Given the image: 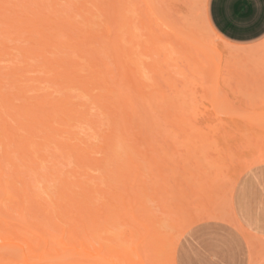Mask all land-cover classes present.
I'll use <instances>...</instances> for the list:
<instances>
[{
  "label": "rangeland",
  "instance_id": "1",
  "mask_svg": "<svg viewBox=\"0 0 264 264\" xmlns=\"http://www.w3.org/2000/svg\"><path fill=\"white\" fill-rule=\"evenodd\" d=\"M55 1L5 0L4 2L0 0V98L2 101L3 97L10 99V102L5 99V103L0 99L2 118H0V139L3 138L2 140L6 143L5 146L0 143V189H5L0 191V245L18 243L26 247L24 238L32 239L33 245H36L38 237L34 234L40 235L41 230H44L47 233L46 236L49 237L48 232L54 234L56 238L62 236V242L66 247L78 250L73 253L74 249H71V252L59 249V252H62V264H66L68 260H75L79 264L92 263L93 261L87 258L89 255L84 251L93 254L100 253L101 256L110 258L117 264H128L127 260L119 258L107 249L110 245L109 239L112 237L119 239L116 235L121 231L127 234L126 242H128H123L122 245L127 244V249L140 246L139 252L142 253L144 264H154L153 261L155 264H169V262L176 264L178 243L191 226L205 220L237 222L231 205L235 183L248 168L264 163V47L240 46L217 37L205 20L208 0ZM41 2L42 5L39 7L37 4ZM14 5L17 6L14 7ZM148 7L154 11L148 10ZM37 8L39 12L42 11L39 13L41 16L35 14ZM117 8L120 11L115 14L118 12ZM43 13L49 17L43 16ZM121 18L123 19L122 26L119 23ZM11 20H15L14 23ZM116 22L119 26H116ZM20 24L25 27H21ZM26 24L30 26L27 27ZM15 29L17 32L14 31ZM118 34L120 37L117 36ZM90 35L95 38H91ZM151 40L157 41L156 46L159 50L155 48L156 46H152ZM137 43L140 44L136 45ZM116 44H120L121 47ZM24 46H27L26 49ZM28 46L33 47L28 50L32 51L31 54L25 53L27 52L25 50L30 48ZM147 46L148 48L151 46L150 52L147 51V54L140 52L141 47L142 51ZM127 47L131 48L126 50ZM69 50H72V53ZM76 50L84 56L78 55L82 58L79 66L84 65L82 62L86 64L84 68L79 69L80 76L73 73L72 75L78 76L72 78V81L69 77L63 81L64 69L67 73L74 72L73 69H76V64L73 65L75 59H78L75 55ZM137 54L141 59L136 56ZM94 55L97 58L94 60L100 62L101 59L95 67L94 65L98 62L93 66L89 65L94 62L91 59ZM130 57L136 61L135 65ZM56 58H61V63L57 62V64H64L63 69L60 65V68L58 65L53 67V63V68L48 69L49 61H55ZM43 60H47V67ZM65 66L70 67V70ZM130 68L135 69V73L130 72ZM137 68L141 69L138 71ZM119 71L121 73H118ZM127 72L128 75H125ZM105 75L109 83L105 81L106 85H104V79L101 78ZM82 76L89 82L93 80L94 82L101 80V82H95V86L93 82L90 83L91 86L87 84L92 89H88L87 86L86 91L82 88L84 86L80 88V84L76 83L81 81L77 80V77ZM137 79H139L138 82H143L141 84L144 87L140 86L143 89L140 88L142 94L135 92L137 81L132 86ZM19 88L22 91L24 89V92L19 91L16 94ZM21 94L24 95V99L20 96ZM126 96L133 102L126 105L125 111V105H122ZM101 97L107 99L104 100V98L103 103L109 101L112 104L111 106L108 102L104 103L108 106L106 109H113V111L109 110L112 113L104 114L105 110L102 109L105 107L100 108L104 104L101 101L95 103V100ZM93 100L94 103H92ZM27 105L33 109L27 112L28 114H18L17 109L25 111L26 109L23 108H28ZM41 105L45 106L44 109L40 108ZM131 105L133 106L130 107ZM55 107L57 110L60 107L62 114L54 112ZM44 112H50L47 113L50 116L55 114L52 118L48 116L52 122L51 124L47 122V125L54 127L55 131L59 128V130L64 129L65 132H54L50 127L43 126L40 122ZM80 112H86V114ZM19 115L22 117L19 118ZM67 115L71 116L67 117ZM125 117L130 118L133 123L127 126L130 121ZM38 118L41 121L34 122ZM123 119L126 121L124 122ZM125 127H127L125 130L122 129ZM28 139L36 140V143L33 142L35 145L27 144L29 150L23 145ZM44 141H47L46 146ZM73 143L76 144L75 150L69 148ZM39 146L40 149L37 150ZM7 148L11 149L10 152ZM87 150L90 152H86ZM5 153L10 156L8 158L12 160V164L8 162V158L6 159L7 156L4 157ZM39 154H41L40 157H45L37 160L39 164L36 167L33 160L35 161ZM85 154L89 161H95L96 164L82 165L88 161L86 157H83ZM13 163L18 165L19 170L15 169L17 166L15 167ZM134 163L140 168L139 175L134 174L135 172L128 174L133 171ZM118 164L124 171L117 166ZM117 169L124 174L120 171L116 174ZM126 171L127 177L132 182L126 179ZM122 175L128 182L123 179ZM136 176L138 179H135ZM18 178L22 181L19 182ZM135 181L138 182L135 183ZM134 183L136 185H133ZM83 187L89 190L92 188L90 191L93 193L91 198L94 203L89 201L86 196L88 189ZM134 187L136 191L133 190ZM58 188L60 192L68 191L67 193L71 196L69 198L74 203H71L68 197H64L68 201L64 198H62L64 201L56 200L59 195L56 196ZM106 191H108L107 195H105ZM83 193L86 195H82ZM111 193L115 194L109 198ZM38 194L43 196L44 201L46 199L45 204L49 206L52 205L51 200L67 206L68 209L62 207L65 211L68 210L65 213L66 218L65 215L56 214V211H59L58 208L53 209L54 206H51L53 212L46 211L50 218H53L51 216H54V213L59 218L64 217L66 223L60 222L61 219H56L55 216V219H52L54 225L62 223V232L61 230L55 232L53 221L46 220V212H43V207L38 204ZM119 194L125 195L124 200L128 204V209H133L134 215L141 218L138 225V222L132 220L130 215L133 210H128L129 213L127 212L122 217L114 216L116 215L114 211L115 213L116 211L123 212L120 207L123 197ZM106 198L111 199L112 202L107 201L109 199L106 200ZM100 199L106 201L103 202ZM85 200L88 204H83ZM75 202L80 203V210L85 208L77 211L75 206L78 205ZM111 203L113 205H108ZM98 204L105 208L99 207ZM19 207L23 208L22 215L18 211ZM94 207L100 208L97 212H99L98 216L103 215L100 217V219L103 218L102 220L109 212L114 214L109 218L113 224L108 227V235L103 232L102 236L96 235L94 239H92L94 235L90 236V234L88 237L84 235L81 240L68 237L72 236V233L63 232V230L70 231L72 225L76 228L80 226L77 225L80 223H78L80 220H77L79 218L77 212H81L80 215L84 216L87 215L83 213L87 211L86 208ZM112 209L114 211H110ZM71 214H74L73 217L67 218ZM30 221L36 223L35 225L38 223L40 229L28 224ZM143 223L150 224L148 228L151 230L148 234L144 229H138V232L134 230L139 227L143 228ZM28 226L35 231L34 234L27 232ZM8 229L14 231L7 233ZM82 234L83 232L80 235ZM162 241L165 244H162ZM116 247L121 248L120 245ZM43 248L41 244L36 246L33 252H28V262L34 264L41 261L40 264H57V258L52 259L54 249H49L51 254L45 255L43 260L40 259ZM132 256L135 261L133 264H141L135 254ZM22 260L18 246L8 244L1 246L0 264H22Z\"/></svg>",
  "mask_w": 264,
  "mask_h": 264
},
{
  "label": "crops",
  "instance_id": "2",
  "mask_svg": "<svg viewBox=\"0 0 264 264\" xmlns=\"http://www.w3.org/2000/svg\"><path fill=\"white\" fill-rule=\"evenodd\" d=\"M205 20L227 42L264 47V0H208ZM231 205L237 222L191 226L178 243L176 264H264V163L239 176Z\"/></svg>",
  "mask_w": 264,
  "mask_h": 264
},
{
  "label": "bare ground",
  "instance_id": "3",
  "mask_svg": "<svg viewBox=\"0 0 264 264\" xmlns=\"http://www.w3.org/2000/svg\"><path fill=\"white\" fill-rule=\"evenodd\" d=\"M8 1H9V0H8ZM41 1H42V0H41ZM54 1H55V0H54ZM111 1H112V0H111ZM2 2H3V1H2ZM4 2H5V0H4ZM22 2H23V1H22ZM35 2H36V1H35ZM55 2H56V1H55ZM146 2H148V1H146ZM24 3H25V2H24ZM32 3H34V2H32ZM37 3H38V1H37ZM2 4H3V3H2ZM13 4H15V3H13ZM17 4H18V3H17ZM25 4H26V3H25ZM27 4H28V3H27ZM53 4H55V3L53 2ZM113 4H114V3H112V5H113ZM37 5H39V7H41L42 2L39 3V4H37ZM147 5H148V4H147ZM151 5H152V4H151ZM151 5H149V7H151ZM15 6H17V5H14V7H15ZM22 6H24V5H22ZM31 6H33V4H32ZM43 6H44V5H43ZM45 6H46V5H45ZM53 6H54V5H53ZM27 7H28V6H27ZM37 7H38V6H37ZM114 7H117V6L114 5ZM126 7H127V6H126ZM149 7H148V10L154 11V10H152V8L149 9ZM28 8H29V7H28ZM43 8H44V7H43ZM54 8H55V7H54ZM54 8H53V9H54ZM25 9H26V8H25ZM32 9H33V8H32ZM76 9H78V8H76ZM127 9H128V8H127ZM4 10H5V9H4ZM13 10H14V9H13ZM33 10H34V9H33ZM33 10H32V12H33ZM36 10H37V12H36ZM40 10H41V9H40ZM45 10H46V9H45ZM85 10H87V9H85ZM123 10H124V9H123ZM148 10H147V11H148ZM8 11H9V10H8ZM47 11H48V10H47ZM52 11H54V10H52ZM55 11H56V10H55ZM114 11L116 12V10H114ZM117 11H118V12L115 13V14H118L119 11H120V9L118 10V8H117ZM1 12H3V11L1 10ZM5 12H6V11H5ZM25 12H26V11H25ZM41 12H42V11H41ZM41 12H39L38 8L35 9V14H36V13L39 14V13H41ZM49 12H50V11H49ZM149 12H150V11H149ZM113 13H114V12H113ZM150 13H151V12H150ZM152 13H154V12H152ZM7 14H9V13H7ZM10 14H11V13H10ZM39 15L41 16V14H39ZM45 15H46V14H45ZM45 15H44V13H43V16H45ZM5 16H6V15H5ZM70 16L72 17L73 15H70ZM45 17H47V15H46ZM48 17H49V16H48ZM48 17H47V18H48ZM51 17H53V16H51ZM114 17H115V16H114ZM42 18H43V17H42ZM47 18H46V19H47ZM1 19H2V18H1ZM9 19H10V18H9ZM11 19H12V18H11ZM46 19H45V20H46ZM114 19H115V18H114ZM66 20H67V19H66ZM68 20H70V19H68ZM122 20H123L122 18L119 19V21H120L119 23H120L121 26L123 25V24H122ZM11 21L13 22V21H15V20H11ZM29 21H31V19H30ZM42 21H43V20H42ZM48 21H50V20H48ZM62 21H63V20L61 19V22H62ZM140 21H141V20H140ZM7 22H8V19H7ZM40 22H41V19H40ZM44 22H45V21H44ZM53 22H54V21H53ZM59 22H60V21H59ZM59 22H58V23H59ZM71 22L74 24V22H73L72 20H71ZM90 22H92V20H91ZM123 22H125V21H123ZM13 23H14V22H13ZM55 23H56V22H55ZM64 23H65V22H64ZM86 23H89V22H86ZM86 23H85V24H86ZM127 23H128V22H127ZM139 23L141 24L142 22H139ZM27 24H29V23H27ZM27 24H26V25H27ZM53 24H54V23H53ZM128 24H129V23H128ZM16 25H17V24H16ZM16 25H13V26H16ZM21 25H22V24H20V26H21ZM31 25H32V24H31ZM54 25H55V24H54ZM89 25H90V24H89ZM142 25H143V24H142ZM23 26H24V25H23ZM23 26H21V27H23ZM28 26H30V25H27V27H28ZM58 26H59V25H58ZM60 26H61V25H60ZM63 26H65V24H64ZM116 26H119L118 22H116ZM125 26H126V25H125ZM24 27H25V26H24ZM36 27L38 28V26H36ZM69 27H70V26H69ZM129 27H130V26H129ZM141 27H142V26H141ZM19 28H20V27H19ZM29 28H30V27H29ZM56 28H57V26H56ZM4 29H5V28H4ZM57 29H58V28H57ZM108 29H111V28H108ZM19 30H20V29H19ZM68 30H70V28H68ZM128 30H129V29H128ZM128 30H127V31H128ZM4 31H5V30H4ZM14 31H16V29H15ZM23 31L25 32V30H23ZM27 31H28V30H27ZM60 31H61V30H60ZM65 31H66V30H65ZM108 31H111V30H108ZM16 32H17V31H16ZM61 32H63V31H61ZM72 32H73V31H72ZM129 32H130V30H129ZM107 33H108V32H107ZM19 34H20V33H19ZM69 34H71V33H69ZM112 34H113V33H112ZM130 34H131V36H132V33H130ZM54 35H55V34H54ZM56 35H57V34H56ZM71 35H72V34H71ZM107 35H108V34H107ZM90 36H91V35H90ZM109 36H110V35H109ZM117 36L120 37L119 34H118ZM117 36H116V39H118ZM129 36H130V35H129ZM150 36H151V35H150ZM54 38H55V37H54ZM70 38H73V37H70ZM91 38H95V36H91ZM129 38H130V37H129ZM112 39H113V38H112ZM23 40H24V39H23ZM25 40H26V39H25ZM114 40H115V39H114ZM127 40H128V39H127ZM157 40H158V38H157ZM47 41H48V40H47ZM92 41H93V40H92ZM129 41H130V40H129ZM135 41H137V40H135ZM151 41H152V46L155 47L157 41H156V40H151ZM151 41H150V42H151ZM133 42H134V41H133ZM2 43H3V42H2ZM118 43H119V42H118ZM138 44H140V43H137L136 45H138ZM190 44H191V43H190ZM3 45H4V44H3ZM68 45H69V44H68ZM116 45L119 46V47H121L120 44H119V45L116 44ZM123 45H124V44H123ZM134 45H135V44H134ZM142 45H143V44H141V46H142ZM20 46H21V45H20ZM76 46H77V45H76ZM132 46H133V45H132ZM144 46H145V45H144ZM24 47H25V46H24ZM26 47H27V46H26ZM26 47H25V49H26ZM28 47H30V46H28ZM149 47L151 48V46H149ZM154 47H153V50H154L155 48H157V49L159 50V47H158V46H156L155 48H154ZM31 48H33V47H30V48H28L27 50H25V49L23 48V51H24V50L27 51V52H25V53H28V52H29V53H30V52L32 53V51H28V50H30ZM78 48H80V46H79ZM112 48H113V47H112ZM127 48H128V47H127ZM129 48H131V47H129ZM129 48L126 49V50H129ZM144 48H146V49L141 51V49H142V47H141V48H140V52H143V54H145V53L147 54V51L150 52V48H148V46H147V47H144ZM35 49H36V48H35ZM37 49H39V48H37ZM43 49H44V48H43ZM73 49H74V48H73ZM105 49H106V48H105ZM114 49H115V48H114ZM132 49H133V48H132ZM132 49H131V50H132ZM4 50H5V49H4ZM77 50H79V49H77ZM77 50H76V53H77V54H75V55H77V56H78V55L82 56V54H79V53H78L80 50H79L78 52H77ZM89 50H90V49H89ZM23 51H22V52H23ZM69 51H71V53H72V50H69ZM120 51H121V50H120ZM133 51H134V50H133ZM4 52H5V51H4ZM41 52H42V50H41ZM112 52H113V51H112ZM123 52H124V51H122V53H123ZM134 52H135V51H134ZM151 52H152V51H151ZM154 52H156V51L154 50ZM158 52H159V51H158ZM158 52H157V53H158ZM31 53H30V54H31ZM33 53H34V52H33ZM60 53H61V52H60ZM125 53H126V52H125ZM136 53H137V52H136ZM35 54L38 55L36 52H35ZM39 54L42 55L41 53H39ZM83 54H84V53H83ZM126 54H127V53H126ZM128 54H129V51H128ZM130 54L132 55V53H130ZM143 54H142V55H143ZM153 54H154V53H153ZM118 55H119V54H118ZM118 55H117V56H118ZM121 55H123V54H121ZM121 55H120V56H121ZM149 55H151V54H149ZM24 56H25V55H24ZM42 56H43V57H46L45 55H42ZM59 56H60V55H59ZM90 56H92V55H90ZM97 56H98V55H97ZM123 56H124V55H123ZM136 56H138V54H137ZM34 57H35V55H34ZM82 57H84V56H82ZM113 57H114V56H113ZM138 57H139V56H138ZM150 57H151V56H150ZM72 58H73V56L71 57V59H72ZM89 58H90V57H89ZM94 58H95V55H94V57L91 58L92 61H94V62L91 63V64L89 63L90 66H93L96 62H98V61H96L97 58H95L96 60H94ZM128 58H129V56H128ZM128 58H127V60L129 61ZM135 58H136V57H135ZM139 58H140V57H139ZM36 59H37V57H36ZM43 59H44V58H43ZM45 59H46V58H45ZM57 59H59V58H56L55 61H56ZM76 59H77V58H76ZM76 59H75V61H74V63H73V65L76 64V65H75V66H76V69H73L74 72L71 71V73H70V72L67 73L65 69L63 70V72L65 71V72H64V73H65L64 75L66 76V78H65V76H64V78L62 77V78H63V81H64V79H67V77H69V79H71V81H72V78L74 79L75 76H78V75H79V74H78L79 69H82V67L86 64V63L82 62V64H84V65L79 66V64H81V60H80V59H82V58L78 56V59H77V60H76ZM91 59H90V61H91ZM117 59H118V58H117ZM121 59H122V57H121ZM121 59H120V60H121ZM130 59H131V57H130ZM140 59H141V58H140ZM50 60H51V59H50ZM60 60H61V58H60L58 61H56V62H55L54 60H51L52 62L49 61V64H48L49 66L47 65V63H48L47 60H46V61L43 60V62H44V61L46 62V63L44 62V64H46V67L48 66V69H49L50 67H52V63H53V67H54V65H58L57 62L59 63ZM85 60H87V59H85ZM124 60H125V59H124ZM53 61H54V62H53ZM61 61H62V60H61ZM77 61H78V62H77ZM79 61H80V63H79ZM131 61H133V60L131 59ZM131 61H129V62H131ZM100 62H101V59H100ZM100 62L96 63V64L94 65V67H95L97 64H99ZM120 62H121V61H120ZM120 62H119V63H120ZM133 62H135V63H133V65H135V64H136V61H133ZM50 63H51V65H50ZM60 63H61V62H60ZM66 63H67V62H66ZM66 63H65V64H66ZM70 63H71V62H70ZM131 63H132V62H131ZM67 64H69V63H67ZM67 64H66V65H67ZM140 64H141V63H140ZM38 65H39V64H38ZM59 65H60V64H59ZM59 65H58V67L60 68V66H61V68H62V65H64V64H62V65H60V66H59ZM87 65H88V64H87ZM89 65H88V66H89ZM104 65H105V64H104ZM123 65H124V64H123ZM75 66H74V67H75ZM90 66H89V67H90ZM98 66H99V65H98ZM117 66H119V65L117 64ZM129 66H130V65H129ZM129 66H128V67H129ZM155 66H156V65H155ZM53 67H52V68H53ZM89 67H88V68H89ZM119 67H120V66H119ZM145 67H146V66H145ZM152 67H153V66L151 65V68H152ZM65 68H68V66H67V67L65 66ZM69 68H70V67H69ZM69 68H68V69H69ZM83 68H84V67H83ZM122 68H124V67L122 66ZM125 68H126V65H125ZM125 68H124V69H125ZM149 68H150V67H149ZM26 69H27V68H26ZM62 69H63V68H62ZM85 69H87V68H85ZM85 69H84V70H85ZM94 69H95V68H94ZM137 69H138V71H139L141 68H137ZM147 69H148V68H147ZM153 69H154V68H153ZM12 70H13V68H12ZM14 70H15V69H14ZM69 70H70V69H69ZM92 70H93V69H92ZM92 70H91V71H92ZM95 70H96V69H95ZM97 70L101 72L100 69H97ZM118 70H120V69L118 68ZM127 70H128V69H127ZM129 70H130V72L132 71L133 73H135V71H134L135 69L130 68ZM129 70H128V72H129ZM148 70H149V69H148ZM8 71H9V70H8ZM46 71H47V70H46ZM102 71H103V70H102ZM151 71H152V69H151ZM22 72H23V71H22ZM55 72H56V71H55ZM63 72H62V74H63ZM124 72H125V71H124ZM128 72H127V74L125 73V75H128ZM19 73H20V72H19ZM23 73H24V72H23ZM23 73H22V74H23ZM60 73H61V72H60ZM73 73H74V74L76 73V74H78V75H72ZM92 73H93V72H92ZM96 73H97V72H96ZM118 73H121V72L119 71ZM15 74H16V73H15ZM88 74H89V73H88ZM97 74H102V73H97ZM104 74H105V73H104ZM139 74H140V73H139ZM67 75H69V76H67ZM118 75H119V74H118ZM19 76H20V75H19ZM79 76H80V75H79ZM84 76H85V75H84ZM94 76H99V75H94ZM131 76H132V75H131ZM45 77H46V76H45ZM106 77H107L106 75H105V77H103V76L101 77V78L104 79V85H106V84H105V81H106L105 78H106ZM127 77H128V76H127ZM16 78H17V77H16ZM19 78H20V77H19ZM86 78H87V77H86ZM93 78H94V77H93ZM96 78L98 79V77H96ZM96 78H95V79H96ZM119 78H120V77H119ZM69 79H68V81H69ZM78 79L81 80V81L76 82V83L80 84V88H81L82 86H84V87H82L83 90H85V89H86L85 87H87L88 85H90L91 82H93L92 84H94L95 82H99V81L101 82V80H99V79H98L99 81L96 80V81L94 82V80H93V81L89 82V81H87L88 79L84 80L85 78H84L83 76H82V77H77V80H78ZM129 79H131V77H130ZM129 79H128V81H129ZM42 80H43V79H42ZM49 80H50V79H49ZM49 80H48V81H49ZM37 81H38V80H37ZM136 81H137L138 84H137V86H136V87H137V90H135V92H138V93L140 94V93H141V92H140V88H141V87H144V86H142L143 82H138L139 79H137V80L134 81L135 83H133L132 86H134V84H136ZM41 82H42V81H41ZM44 82H45V81H44ZM53 82H54V81H53ZM80 82H81L82 84H81ZM102 82H103V81H102ZM106 82H107V81H106ZM125 82L127 83V81H125ZM42 83H43V82H42ZM46 83H47V82H46ZM55 83H56V82H55ZM107 83H108V82H107ZM130 83H132V82H130ZM141 83H142V84H141ZM87 84H88V85H87ZM108 84H109V83H108ZM127 84H128V83H127ZM11 85H12V83H11ZM49 85H50V84H49ZM98 85H99V84H98ZM90 86H91V85H90ZM94 86H95V84H94ZM140 86H141V87H140ZM145 86H148V85L145 84ZM109 87H110V85H109ZM136 87H133V88L136 89ZM22 88H23V87H22ZM28 88H29V87H28ZM28 88H27V89H28ZM87 88H88V89H92V88H89V86H88ZM93 88H94V87H93ZM107 88H108V87H107ZM19 89H20V88H19ZM19 89H18V91H16V94H18L17 92L22 91V89H20V90H19ZM109 89H110V88H109ZM141 89H142V88H141ZM28 90H29V89H28ZM130 90L132 91V89H130ZM142 90H143V89H142ZM0 91H1V89H0ZM86 91H87V89H86ZM109 91H112V90H109ZM109 91H108V92H109ZM23 92H24V89H23L22 93H23ZM84 92H85V91H84ZM20 93H21V92H20ZM106 93H107V92H106ZM9 94H10V93H9ZM141 94H142V93H141ZM11 95H12V94H11ZM11 95H10V96H11ZM7 96H8V95H7ZM14 96H15V95H14ZM14 96H13V97H14ZM20 96L23 97L24 95L21 94ZM129 96H130V95H129ZM0 97H1V96H0ZM119 97H121V95H120ZM126 97H127V96H126ZM18 98H19V95H18ZM26 98H27V97H26ZM104 98H105V97H104ZM104 98H103V97L98 98L97 100H95V101H96L95 103H100V101H101V103H103L102 100H103ZM123 98H125V97H123ZM128 98H129V97H127L126 99L123 100L124 103H123L122 106L125 105V106H124V110H125L126 105H130L131 102H133V101H130V100H129L130 98H129V99H128ZM0 99H1V98H0ZM5 99H6L7 101L10 100V99H8V97H7V98L3 97V101H2V99H1V101L5 103V102H6ZM13 99H14V98H13ZM21 99H22V98H21ZM23 99H24V97H23ZM27 99H28V98H27ZM99 99H100V100H99ZM121 99H122V98H121ZM104 100H107V99L105 98ZM41 101H42V100H41ZM9 102H10V101H9ZM106 102H108L109 105L111 104V103H109V101H104V103H106ZM40 103H41V102H40ZM92 103H94V100L92 101ZM104 103H103V104H104ZM10 104H11V103H9V105H10ZM28 104H29V103H28ZM38 104H39V103H38ZM118 104H119V103H118ZM2 105H3V104H2ZM9 105H8V106H9ZM30 105H31V104H30ZM33 105H34V104H33ZM45 105H46V104H45ZM133 105H134V103H133ZM133 105H131L130 107H132ZM8 106H7V107H8ZM27 106H28V105H27ZM37 106H38V105H37ZM37 106H36V107H37ZM39 106H40V105H39ZM54 106H55V105H54ZM54 106H53V107H54ZM98 106L100 107L101 105L99 104ZM111 106H112V104H111ZM111 106H110V107H111ZM0 107H1V106H0ZM3 107H4V108H7L6 106H3ZM33 107H34V106H33ZM43 107H45V106L41 105L40 108H43ZM102 107H103V108L105 107V108L102 109ZM106 107L108 108L107 104H106V105L104 104V106H101V107H100L103 111L105 110L104 114H105V113H106V114H110V113H112L111 111H113V109L110 108L111 111L109 112L110 109H106ZM120 107H121V106H120ZM9 108H10V106H9ZM14 108H15V107H14ZM16 108H17V107H16ZM59 108H60V107H59ZM59 108H58V110H57V107H55V108H54V112H56L57 114H58V113H59V114H62L61 108H60V109H59ZM18 109H19V108H18ZM18 109H17V112H18V114L21 115V113H22V114H28L27 112H30V110H32L33 108H31V107H29V106H28V108L24 107L23 109H26L27 111H26V110L24 111V110H22V109H21V110H20V109L18 110ZM36 109H37V108H36ZM43 109H44V108H43ZM121 109H122V108H121ZM28 110H29V111H28ZM62 110H63V109H62ZM114 110H115V109H114ZM2 111H3V110H2ZM4 111H5V110H4ZM21 111H22V112H21ZM23 111H24V113H23ZM34 111H35V107H34ZM47 111H48V110H47ZM60 111H61V112H60ZM125 111H126V110H125ZM125 111H124V112H125ZM127 111H129V110L127 109ZM132 111H133V110H132ZM7 112H8V111H7ZM50 112H52V111H50ZM50 112H44V113L42 114V115H43V118H44V120H45L46 122L43 120V118H42V121L40 120V118H38V119H35L34 122H36V120H40L41 122H40V121H39V122L42 123L43 126L46 125V126L50 127L51 129H53L54 132H58V131H59L58 133H63L62 131H64V129H63V130H59V128H58V130L55 131V128H54V127L52 128V126L47 125V122H50V124H51V122H52L51 119H49V117H48V116H50V115H48ZM114 112H115V111H114ZM120 112H121V111H120ZM8 113H9V112H8ZM35 113H36V112H35ZM47 113H48V114H47ZM80 113H81V114L83 113L84 115L86 114V112H85V113H84V112H80ZM122 113H123V112H122ZM29 114H30V113H29ZM45 114H46L47 116H46ZM125 114H127V113H125ZM20 115H19V118L22 117V116L20 117ZM35 115L37 116V114H35ZM52 115H55V114H52ZM52 115L50 116L51 118H52ZM73 115H74V114H73ZM33 116H34V115H33ZM44 116H46V117H44ZM68 116H71V115H67V117H68ZM38 117H39V116H38ZM40 117H41V115H40ZM47 117H48V119H47ZM53 117H55V116H53ZM0 118H1V116H0ZM12 118H13V117H12ZM45 118H46V119H45ZM1 119H2V118H1ZM26 119H27V117H26ZM32 119H34V118H32ZM125 119H129V121H130V124H127V126H128V125H131V124L133 123V122L131 121L130 118H126V117H125ZM18 120H19V119H18ZM53 120H55V119H53ZM58 120H60V119H58ZM61 120H63V118H61ZM61 120H60V121H61ZM123 120H124V119H123ZM125 121H126V120H124V122H125ZM129 121H128V122H129ZM25 122H26V121H25ZM30 122H32V120H30ZM2 123H3V122H2ZM57 123H58V121H57ZM17 124H19V123H17ZM25 124H26V123H25ZM25 124H24V125H25ZM34 125H35V124H34ZM20 126H21V125H20ZM20 126H19V128H20ZM40 126H41V125H40ZM124 126H126V125L124 124ZM12 127H13V126H12ZM17 127H18V126H17ZM36 128H37V126H36ZM44 128H46V127H44ZM126 128H127V127L122 128V129L125 130ZM128 128H129V127H128ZM24 129H25V128H24ZM31 129H32V128H31ZM33 130H34V128H33ZM48 130H49V129H48ZM15 131H16V130H15ZM43 131H44V130H43ZM12 132H13V131H12ZM40 132H41V131H40ZM64 132H65V131H64ZM58 133H57V134H58ZM9 134H11V133H9ZM125 134H126V133H125ZM139 134H140V133H139ZM12 135H13V134H12ZM35 135H36V134H35ZM126 135H127V134H126ZM39 136H40V135H39ZM9 137H10V136H9ZM33 137L35 138V136H33ZM37 137H38V136H37ZM106 137H107V136H106ZM5 138H6V137H5ZM13 138H14V136H13ZM72 138H73V137H72ZM139 138H140V137H139ZM139 138H138V139H139ZM2 139H3V138H2ZM2 139H0V143H1V145L3 144L2 146H5L6 143H4V140H2ZM10 139H11V137H10ZM10 139H9V141H10ZM30 139H31V138H30ZM30 139H28V140L23 144L24 146H26V148L29 147V146H28L29 144H30V145H33V144H34L33 142L36 143V140L32 139V140H34V141H32V140H30ZM125 139H126V138H125ZM143 139H144V138H143ZM5 140H6V139H5ZM13 140L15 141V139H13ZM144 140H146V139H144ZM20 141H21V140H20ZM46 142H47V141H46ZM46 142L44 141V143H46ZM49 142H50V141H49ZM49 142H48V143H49ZM22 143H23V142H22ZM42 143H43V142H42ZM27 144H28V145H27ZM23 145H22V146H23ZM34 145H35V144H34ZM36 145L38 146V144H36ZM43 145H44V144H43ZM46 145H47V143L45 144V146H46ZM56 145H57V144H56ZM59 145H60V144H59ZM69 145H70V144H69ZM73 145H74V146H73ZM75 145H76V144L73 143V144L70 145L69 148L72 149V150H75V147H76ZM40 146H41V145H40ZM40 146H39V148H37V150L40 149ZM71 146H72V147H71ZM8 147H9V145H8ZM41 147H43V146H41ZM60 147H61V146H60ZM5 148H6V147H5ZM77 148H78V147H77ZM101 148H103V150H104V147L101 146ZM101 148H100V149H101ZM108 148H112V147H108ZM7 149H9V148H7ZM61 149H62V148H61ZM113 149H114V148H113ZM10 150H11V149H9L8 152H10ZM28 150H29V148H28ZM37 150H36V151H37ZM4 152H5V150L3 151V153H4ZM8 152H7V153H8ZM86 152H90V151L87 150ZM138 152H139V151H138ZM7 153L3 154L4 157L7 156ZM20 153H21V152H20ZM78 155H79V154H78ZM35 156H36V155H35ZM40 156H41V154H39V156H36L37 159L35 158V159H36L35 161L33 160V162L36 164V167H38V164H39V163L37 162V160H38V159L40 160L41 158L43 159V158L45 157V156H43V157H40ZM8 157L10 158V156H7L6 159H7ZM38 157H39V158H38ZM79 157H80V156H79ZM83 157H86V154H85ZM0 158H1V157H0ZM9 158H8V159H9ZM19 158H20V157H19ZM30 158H31V156H30ZM80 158H82V157H80ZM8 159H7V160H8ZM20 159H21V158H20ZM88 159H89V158L86 157V160H88ZM130 160H131V159H130ZM130 160H129V161H130ZM133 160H134V159H133ZM133 160H132V161H133ZM3 161H4V160H3ZM5 161H6V160H5ZM8 162H9L10 164H12V160L9 159ZM13 162H14V161H13ZM18 162H19V161H18ZM22 162H23V161H22ZM86 162H88V163H86ZM86 162H84V164H82V165H89V164H90V165H93V164H96L95 161L93 162V161H89V160H88V161H86ZM89 162H92V163H89ZM152 162H153V161H152ZM136 163H137V162H136ZM128 164H129V163H128ZM131 164H133V163H131ZM134 164H135V163H134ZM137 164H138V163H137ZM13 165H14V166L16 165V166L18 167L17 164H14V163H13ZM13 165H12V166H13ZM22 165H27V164H22ZM22 165H21V166H22ZM129 165H130V164H129ZM129 165H128V166H129ZM9 166H10V165H9ZM16 166H15V167H16ZM29 166H30V165H29ZM117 166H119V167L121 168V165L118 164ZM134 166H135V167H134ZM159 166H160V165H159ZM17 167H16L15 169H18V170H19V167H18V168H17ZM83 167H84V166H83ZM133 167H134V168H133ZM23 169H24V168H23ZM31 169H32V168H31ZM122 169H123V168H121V170H122ZM126 169H127V167H126ZM139 169H140V168L135 164V165L132 166V170H133V171L129 172L128 174H132V173L135 172L134 174L139 175V174H140V173H139V172H140ZM155 169H156V168H155ZM18 170H16V172H18ZM121 170L117 169V170H115V173L117 174V172H118V171L121 172ZM161 170H162V169H161ZM11 171H12V170H11ZM122 171H124V169H123ZM19 172H20V171H19ZM121 173H123V172H121ZM36 174H37V173H36ZM119 174H120V173H118V176L121 177V175H119ZM123 174H124V173H123ZM125 174H126V175H125L126 179H129V178L127 177V176H128L127 171H126ZM13 175H14V174H13ZM8 177H9V176H8ZM112 177H113V176H112ZM114 177H115V176H114ZM122 177H123V179L125 178L124 175H122ZM137 177H138V176H136L135 179H138ZM22 178H23V177H22ZM20 179H21V178H18V181H19V182L22 181V180H20ZM124 180H125V179H124ZM129 180L132 182L131 179H129ZM54 181H55V179H54ZM125 181H126V180H125ZM0 182H1V181H0ZM24 182H25V181H24ZM60 182H61V181H60ZM62 182H63V181H62ZM126 182H128V181H126ZM136 182H138V181H135V183H136ZM22 183H23V182H22ZM64 183H65V180H64ZM135 183H134L133 185H136ZM138 184H139V183H138ZM140 184H142V183H140ZM3 185H4V184H3ZM5 185H6V184H5ZM142 185H143V184H142ZM0 186H1V184H0ZM21 186H22V185H21ZM29 186H30V185H29ZM55 186H56V184H55ZM57 186H58V184H57ZM59 186H60V185H59ZM107 186H110V185L107 184ZM127 186H128V185H127ZM130 187H133V186H130ZM140 187H142V186H140ZM1 188H3V187H1ZM28 188H29V187H28ZM60 188H61V187H60ZM83 188L88 189L87 187H83ZM91 189H92V188H91ZM91 189H90V190H91ZM139 189H140V188H139ZM1 190H5V189L3 188V189H0V191H1ZM12 190H13V189H12ZM24 190H25V189H24ZM24 190H23V191H24ZM64 190H65V189H64ZM90 190L88 189V190H87L88 192L86 191V192H87V195L84 194V193H86V192L82 191V192H84L82 195H86L87 198L89 199V201L91 200V202H93V201H92V198H91V195H92L93 193H92ZM105 190H107V189H105ZM133 190H135V187L133 188ZM143 190H144V189H142V191H143ZM33 191H34V190H33ZM57 191H58L57 194H56V193H55V194H56V196H57L58 194H59V195L57 196L58 199H56V200L62 199V198H64V197H68V200L71 198L70 194L67 193L68 191L66 192V190H65V191H62V190H61L62 192H60L59 188H58ZM93 191H94V190H93ZM96 191H98V190H96ZM96 191H94V192H96ZM129 191H130V190H129ZM135 191H136V190H135ZM135 191H133V193H135ZM3 192H7V191H3ZM13 192H14V191H13ZM37 192H38V191H37ZM110 192H113V191L110 190ZM88 193H90V194H88ZM107 193H108V191H106V194H105V195H107ZM2 194H3V193H2ZM28 194H29V193H28ZM113 194H115V193H111L109 198H112ZM0 195H1V193H0ZM26 195H27V194H26ZM31 195H32V194H31ZM38 195H39V197H41L42 201H41V199L39 200ZM38 195H36V196L38 197L37 200L39 201L38 204H39L41 207H43V208H42V209H43V210H42L43 212H46V211H47V212H50V211H52V208H53V207H51V206H54V207H55V208H53V209L58 208V211H59V212L56 211V214L59 213V214H58L59 216H60V215H61V216H62V215H65V213L68 212V210L65 211L64 209H62V207H66V209H68L67 206H65V204H62V203L59 204V203H56L57 201H56V202H53V201L51 200L52 205L50 204L51 206H49V204H45L46 199H45V201H44V200H43V196H40V194H38ZM82 195H81V196H82ZM89 195H90V196H89ZM119 195L123 197L122 202H121V204H120V207H122V208H121V209H122L121 211H123V212L116 211V213H115L114 209H112V210H110V211H114L113 213L116 214V215H114L112 212H109L108 215H105L106 217H104V220H102L103 218L100 219V217H102L103 215H101V216L99 215V216H98V213H99V212H97V211L100 209L99 207H101V208H102V207L105 208V206H100V205L98 204L99 207H98V208L94 207V208H92L93 210H92L91 208H86L87 211H86V212H83V213H84V214H87L88 216H87V215H84L83 213H82V214H83L84 216H81V215H80L81 212H77V211H82L83 208H85V207L81 208L82 210H80V208H79V204H80V203L75 202V203H77V205H78V206H75V205H74L75 207H77V211H76L77 213H76V214L78 215V213H79V216H77V217H79V218H77V220H80V221H78V223H79V222H80V223L77 224V225H80V226H77L78 230H76L77 228L74 227L73 225H72V227L69 226V227L71 228V229L69 228L70 231L63 230V232H64V231H65V232H68L67 234H69V233L71 234V233H72V234H71L72 236H68V237H74L75 239H81V240L83 239V236H84V235L87 236V237H88V235H90V234H91L90 236L94 235L92 239H94L95 237H97L96 235H100V236H102L101 234H103V232H105V234L108 235V232H107V231H109V228H108V227H109V225H112V224H113V223L111 222V220H109V218H110L112 215L122 217V216H124L125 214H127V212L129 213V211L133 210V209H131V210L128 209V208H129V207H128V204L126 203V200H124V198H125L124 196H125V195H124V194H119ZM56 196H55V197H56ZM120 196H119V197H120ZM126 196H127V195H126ZM135 196H136V195H135ZM6 197H8V196H6ZM9 197H10V196H9ZM28 197H29V196H28ZM32 197H33V196H32ZM34 197H35V196H34ZM59 197H60V198H59ZM69 197H70V198H69ZM83 197H84V196H83ZM83 197H82V198H83ZM142 197H143V196H142ZM84 198H85V197H84ZM90 198H91V199H90ZM109 198H106V200L109 199ZM136 198H139V197L136 196ZM136 198H135V200H136ZM5 199H6V198H5ZM48 199H49V198H48ZM50 199H51V198H50ZM64 199L67 200V198H64ZM88 199H87V200H88ZM103 199H104V198H103ZM0 200H1V199H0ZM32 200H33V199H32ZM54 200H55V199H54ZM62 200H63V199H62ZM68 200H67V201H68ZM100 200H101V199H100ZM106 200H105V201H106ZM110 200H111V199H109V200H107V201H110ZM11 201H12V200H11ZM17 201H18V200H17ZM30 201H31V200H30ZM34 201H35V200H34ZM63 201H64V200H63ZM63 201H62V202H63ZM70 201H71V199H70ZM101 201H103V200H101ZM105 201H103V202H105ZM139 201H140V200H139ZM31 202H32V201H31ZM65 202H66V201H65ZM65 202H64V203H65ZM79 202H80V201H79ZM103 202H101V203H103ZM110 202H112V201H110ZM110 202H108V203H110ZM42 203H44V204H42ZM53 203H54L55 205H54ZM71 203H74V202L71 201ZM81 203H82V201H81ZM85 203H87L86 200H85V202H84L83 204H85ZM93 203H94V202H93ZM106 203H107V202H106ZM20 204H21V202H20ZM87 204H88V203H87ZM22 205H23V204H22ZM42 205H43V206H42ZM44 205H45V206H44ZM47 205H48V206H47ZM66 205H67V204H66ZM69 205H70V204H69ZM69 205H68V206H69ZM108 205L111 206V205H113V204L111 203V204H108ZM0 206H1V205H0ZM46 206H47L48 208H46ZM81 206H83V205H81ZM96 206H97V205H96ZM44 207H45V208H44ZM107 207H108V209H110L109 206H107ZM19 208H20V207H19ZM95 208H96V209H95ZM111 208H112V207H111ZM15 209H16V208H15ZM28 209H29V208H28ZM47 209H50V210H47ZM94 209H95V211H94ZM22 210H23L22 207L18 210L19 213H20V215H22V213H21ZM25 210H26V209H25ZM63 210H64L65 212H64ZM69 210H71V209H69ZM75 210H76V208H75ZM88 210H89V212H88ZM101 210H102V209H101ZM103 210H104V209H103ZM103 210H102V211H103ZM115 210H116V209H115ZM128 210H129V211H128ZM27 211H29V210H27ZM30 211H31V210H30ZM104 211H105V210H104ZM3 212H4V210H3ZM43 212H42V213H43ZM47 212L45 213L46 215H47ZM52 212H53V211H52ZM72 212H73V211H72ZM87 212H88V213H87ZM134 212H135L134 210L131 211L130 215H131L132 218H133L132 220L138 222V223H137V225H138V224L141 222V221H140L141 218H140V219L137 218V217L134 215ZM6 213H7V212H6ZM104 213H105V212H104ZM76 214H75V216H76ZM101 214H102V212H101ZM105 214H106V213H105ZM135 214H136V213H135ZM9 215L11 216V214H9ZM46 215H45V216H46ZM58 215H55V213H54V216H55L56 219L59 218ZM67 215H68V214H67ZM73 215H74V214H71V216H70V217L68 216L67 218H71V217H73ZM54 216H51V217L54 218ZM80 216H81V217H80ZM137 216H138V215H137ZM25 217H26V216H24V218H25ZM64 217L66 218V215H65ZM64 217L59 218V219H61L60 222H65V223L67 222L66 220L64 221ZM97 217H98V219H97ZM11 218H12V217H11ZM53 218L48 217V215L46 216V220L49 219L50 222L53 221V220L55 219V218H54V219H53ZM62 218H63V219H62ZM83 218H85V219H83ZM34 219H35V218H34ZM44 219H45V218H44ZM52 219H53V220H52ZM75 219H76V218H75ZM81 219H82V220H81ZM99 219H100V221H99ZM26 220H27V219H26ZM26 220H25V221H26ZM49 220H48V221H49ZM62 220H63V221H62ZM4 221H5V220H4ZM6 221H7V220H6ZM58 221H59V220H58ZM103 221H104V222H103ZM27 222H28V221H27ZM27 222H26V224H27ZM30 222H32V221H30ZM30 222L28 223V224H30V225L32 224V225L34 226V225L36 224V223H34V222H32V223H30ZM60 222L57 223L58 225H57V224L54 225V221H53L52 224L55 226V227L53 226V229H54L55 232H56V230H61V232H62V226H61L62 223H60ZM4 223H5V222H4ZM28 224H27V225H28ZM39 224H40V223H39ZM45 224H46V222H45ZM59 224H60V225H59ZM30 225H29V226H30ZM32 225H31V226H32ZM40 225H41V224H40ZM47 225H48V224H47ZM114 225H115V224H114ZM148 225H150V224H144V223H143V224H142V227H143V228L139 227V228L134 229V230H136V231L138 232V229H144V230H145V233L148 234V233L150 232V230H151L150 228H148V227H150V226H148ZM29 226H28V227H29ZM31 226H30V227H31ZM33 226H32V227H33ZM43 226H44V225H43ZM134 226H136V225H134ZM30 227L27 228V232H28V233H32V234H34L33 232H35V231H32L33 229L30 228ZM34 227L39 228V227H38V223H37V225H35ZM73 227H74V228H73ZM80 227H81L80 230L83 232L82 235H80L82 232H79V231H80V230H79ZM137 227H138V226H137ZM43 228H45V227H43ZM55 228H56V229H55ZM25 229H26V228H25ZM39 229H40V228H39ZM39 229H38V230H39ZM47 229H49V228H47ZM50 229H51V228H50ZM13 231H14V230H9V229L6 230L7 233H12ZM52 231H53V230H52ZM44 232H45V233H44ZM101 232H102V233H101ZM41 233H42V234H40V235H38V234H34V236L38 237V238H37V241L35 242L36 245H33V243H32L33 240H32V239L28 240L27 238H24V242H25V244H26V247H24L23 245L18 244V243H3L2 245H4V244H8L9 246H10V245H16V246H18V247H19V250H20V252H21V255H22V257H23L22 264H30V263L28 262V252H29V253L33 252L34 249H35V247H36V246H39V245H41V244H43L44 248H43V253L40 254V256H39L40 259L43 260V258H44L45 255H48V254L50 255V254H51V253L49 252V249H54V250H55V253L53 254L54 256H53L52 259L57 258V261H56L57 264H62V252H59V249H64V250L67 251V252H68V251L71 252V251H72L71 249H74L75 252H73V253L78 252V250H77L76 248H69V247H66V245L63 244V242H62V236H61L60 238H56L54 234L48 232V235H49V237H48V236H46L47 233H46V231H44V230H41ZM118 233H119V234H117L116 236H119V239H120V240H119L118 238H114V237H112V239H109V240H110V245L108 246L107 249L110 250V251H112V252H114V254H115L116 256H118L119 258H122V259H124V260H127V261H128V264H133V263L135 262V261H134V258H133V256H132L133 254H135V255L138 257V260H139V262H140L141 264H144V260H143L142 257H141V254H142V253L139 252V251H140V250H139V247H140V246H136L135 248L127 249V244H123V245H122L123 242H126V241H127V239H126V237H127L126 235H127V234H126V233H125V234H124V233H121V231L118 232ZM135 233H136V232H135ZM159 233H160V232H159ZM131 234H132V233H131ZM156 234H158V233H156ZM133 235H134V234H133ZM133 235H132V236H133ZM159 235H160V234H159ZM87 237H86V239H87ZM108 238H109V237H108ZM159 238H160V237H159ZM88 239H89V238H88ZM114 240H115V242H116L117 244H116V243L114 244ZM116 240H118L119 242L116 241ZM159 240L161 241V239H159ZM126 243H128V242H126ZM81 244H82V243H81ZM162 244H165V243H163V241H162ZM2 245H0V248H1ZM119 245L121 246V248H117V247H116V246H119ZM56 246H57V247H56ZM157 246H158V245H157ZM154 248H155V247H154ZM158 249H159V248H158ZM81 251H82V253H83V250H81ZM64 253H65V252H64ZM84 253H87V255H89V257H87V258H89L91 261H93V262H92L93 264H117V263H115L112 259H110V258H106V257H104V256H101L100 253H95V254H93V253L86 252V251H84ZM84 253H83V254H84ZM69 254H70V253H69ZM157 254H158V253H157ZM65 257H67V255H66ZM59 258H61V260H60ZM49 259H50V258H49ZM59 260H60V261H59ZM155 260L157 261V258H156ZM159 260H160V259H159ZM42 262H43V261H42ZM49 262H50V261H49ZM54 262H55V261H54ZM40 263H41V261H40V262H37V263H34V264H40ZM50 263H51V262H50ZM88 263H89V262H88ZM92 263H90V264H92ZM153 263L155 264V261H153ZM157 263H159V262H157ZM161 263H163V261H162ZM170 263H171V262H169V264H170ZM66 264H79V263L76 262L75 260H68V261L66 262ZM163 264H164V263H163Z\"/></svg>",
  "mask_w": 264,
  "mask_h": 264
}]
</instances>
